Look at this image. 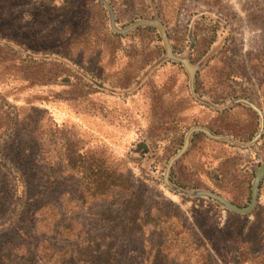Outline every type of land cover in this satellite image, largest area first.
<instances>
[{"label": "rangeland", "instance_id": "rangeland-1", "mask_svg": "<svg viewBox=\"0 0 264 264\" xmlns=\"http://www.w3.org/2000/svg\"><path fill=\"white\" fill-rule=\"evenodd\" d=\"M94 166L139 210L83 196ZM263 168L264 0H0V264L93 233L123 264H264Z\"/></svg>", "mask_w": 264, "mask_h": 264}, {"label": "trees", "instance_id": "trees-1", "mask_svg": "<svg viewBox=\"0 0 264 264\" xmlns=\"http://www.w3.org/2000/svg\"><path fill=\"white\" fill-rule=\"evenodd\" d=\"M55 166V164H51V169H49V171L44 167L41 168V170L44 171L45 169L47 171L42 174V178L45 180L42 188L45 187L49 189L48 186L55 184L59 179V172L57 169L55 170ZM260 172V176L264 174V168ZM87 176L90 177L87 183L90 187H92V189L89 187L85 192H83V196L86 194L93 202L110 200L113 201V203H116L118 201L117 196H120L119 199L123 201L122 204H125L129 211L131 210L134 212V209L139 210V206L134 204V202L137 201H135V198L133 197L131 189L129 188L130 184L126 177L122 180H117L111 174L109 175L108 172L105 170L103 171L101 168L96 166H94L90 173L85 170L81 179L87 180ZM46 206H48V204L43 205L42 208L44 209ZM52 207L55 208L54 206ZM117 212L118 211H115V213ZM136 217V214L132 215V219L125 223L124 228L129 232L138 233L141 231L140 229L144 230L148 227H155L152 223L137 225ZM114 228L122 229V226ZM65 229L69 231L68 228ZM56 236L62 238V235L60 234L56 233ZM64 238L65 240H70L69 237ZM73 240L75 244L73 247L75 248L69 249L71 252L70 256H67L66 253H69L67 250L62 248H52L50 249L52 252V259H57L58 264H123V255L119 251V247L117 245L118 239H113L110 235L107 236L103 234L99 236L98 234L93 233L91 237H87L85 240L80 239L79 236L76 235L73 237ZM55 253H57V257L53 258V254ZM41 259H43L45 264H50L49 257L47 258L48 260H44L42 257Z\"/></svg>", "mask_w": 264, "mask_h": 264}]
</instances>
